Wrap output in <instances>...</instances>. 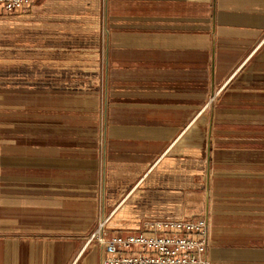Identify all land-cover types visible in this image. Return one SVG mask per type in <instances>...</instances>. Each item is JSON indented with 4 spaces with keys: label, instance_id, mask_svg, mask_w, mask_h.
Returning <instances> with one entry per match:
<instances>
[{
    "label": "crops",
    "instance_id": "0c3cea01",
    "mask_svg": "<svg viewBox=\"0 0 264 264\" xmlns=\"http://www.w3.org/2000/svg\"><path fill=\"white\" fill-rule=\"evenodd\" d=\"M103 213L206 216L210 264H264V0L0 11V264H101Z\"/></svg>",
    "mask_w": 264,
    "mask_h": 264
},
{
    "label": "built area",
    "instance_id": "2783aa9c",
    "mask_svg": "<svg viewBox=\"0 0 264 264\" xmlns=\"http://www.w3.org/2000/svg\"><path fill=\"white\" fill-rule=\"evenodd\" d=\"M32 0H0V11L16 13ZM104 221L87 240L102 250L101 264H210L208 260L209 221L163 220L131 234L111 233Z\"/></svg>",
    "mask_w": 264,
    "mask_h": 264
},
{
    "label": "rangeland",
    "instance_id": "374dc122",
    "mask_svg": "<svg viewBox=\"0 0 264 264\" xmlns=\"http://www.w3.org/2000/svg\"><path fill=\"white\" fill-rule=\"evenodd\" d=\"M102 69H101V64H100V71H101ZM104 87V88H103ZM99 89H100V94H102L103 95V97H101V106H105V99H103V98H105V90H106V88H105V84H104V82H101L100 81V83H99ZM103 91V92H102ZM101 96V95H100ZM210 101H211V104H216V98L215 97H211L210 98ZM109 218H108V216L107 215H105L104 213L102 214V216H99L98 218H97V221H96V224L94 225V228L92 229V231L89 233V236H88V238H87V240L91 237V235L95 232V231H97V229L99 228V226L104 222V221H107ZM106 228L109 230V225H108V223H107V225H106ZM110 231V230H109ZM111 233H112V231H110ZM92 245V244H91ZM90 245V246H91ZM94 245V244H93Z\"/></svg>",
    "mask_w": 264,
    "mask_h": 264
}]
</instances>
